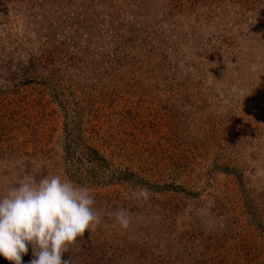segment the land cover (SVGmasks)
Instances as JSON below:
<instances>
[{
	"label": "rangeland",
	"instance_id": "rangeland-1",
	"mask_svg": "<svg viewBox=\"0 0 264 264\" xmlns=\"http://www.w3.org/2000/svg\"><path fill=\"white\" fill-rule=\"evenodd\" d=\"M52 175L73 264H264V0H0V196Z\"/></svg>",
	"mask_w": 264,
	"mask_h": 264
},
{
	"label": "clouds",
	"instance_id": "clouds-1",
	"mask_svg": "<svg viewBox=\"0 0 264 264\" xmlns=\"http://www.w3.org/2000/svg\"><path fill=\"white\" fill-rule=\"evenodd\" d=\"M140 196L147 199V190ZM94 204L87 187L60 175L19 178L0 196V256L23 264L31 246L30 264H73L72 258L62 256L86 230L100 224ZM115 219L122 229L131 224V214L124 208L115 212Z\"/></svg>",
	"mask_w": 264,
	"mask_h": 264
}]
</instances>
